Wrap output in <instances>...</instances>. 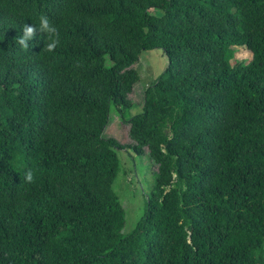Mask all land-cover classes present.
I'll return each instance as SVG.
<instances>
[{
    "label": "trees",
    "instance_id": "obj_1",
    "mask_svg": "<svg viewBox=\"0 0 264 264\" xmlns=\"http://www.w3.org/2000/svg\"><path fill=\"white\" fill-rule=\"evenodd\" d=\"M153 49L131 144L105 139ZM125 149L156 167L127 233ZM0 264H264V0H0Z\"/></svg>",
    "mask_w": 264,
    "mask_h": 264
},
{
    "label": "rangeland",
    "instance_id": "obj_2",
    "mask_svg": "<svg viewBox=\"0 0 264 264\" xmlns=\"http://www.w3.org/2000/svg\"><path fill=\"white\" fill-rule=\"evenodd\" d=\"M234 51V62L249 64L253 59L251 51L245 47L234 48ZM168 64V59L161 49L149 50L142 55L139 64L135 66L140 74V81L130 95L134 104L122 114L116 108L112 110L109 125L103 133L105 139L114 138L123 145L131 144L129 127L125 121L141 112L143 92L166 71ZM118 156L121 169L113 189L126 210L124 233H127L135 228L144 214L146 197L151 191L154 179L152 171L156 170V167H152L147 153L137 155L132 149H125L118 151Z\"/></svg>",
    "mask_w": 264,
    "mask_h": 264
},
{
    "label": "clouds",
    "instance_id": "obj_3",
    "mask_svg": "<svg viewBox=\"0 0 264 264\" xmlns=\"http://www.w3.org/2000/svg\"><path fill=\"white\" fill-rule=\"evenodd\" d=\"M36 29L37 28H35L34 26H29L26 24L23 28V36L20 37L17 42L21 46L27 47V41L32 39L34 31ZM38 30L48 34V39L50 40V42L47 44V50L51 51L59 42L58 38L56 37V33H57L56 27L50 24L49 19L46 16H41ZM24 180L27 182L33 181V172L31 169L25 172Z\"/></svg>",
    "mask_w": 264,
    "mask_h": 264
}]
</instances>
